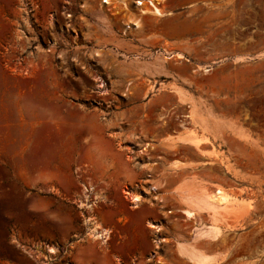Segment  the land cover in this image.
I'll use <instances>...</instances> for the list:
<instances>
[{"label": "rangeland", "instance_id": "1", "mask_svg": "<svg viewBox=\"0 0 264 264\" xmlns=\"http://www.w3.org/2000/svg\"><path fill=\"white\" fill-rule=\"evenodd\" d=\"M137 2L0 0V264H101L108 194L165 201L170 158L200 151L172 136L214 127L206 173L227 150L252 199L219 242L264 264V0Z\"/></svg>", "mask_w": 264, "mask_h": 264}, {"label": "crops", "instance_id": "2", "mask_svg": "<svg viewBox=\"0 0 264 264\" xmlns=\"http://www.w3.org/2000/svg\"><path fill=\"white\" fill-rule=\"evenodd\" d=\"M217 130L214 127L206 135L210 141L202 138L203 146L217 139ZM180 142L194 146L187 141ZM221 150L225 151L222 159L229 158L231 169L225 163L221 174L210 176L206 172L208 168H215L217 162L205 163L202 159L209 157L208 153L193 151V158L186 160L172 156L170 164L178 171L168 180L171 194L165 201H140L129 206L121 194L109 193L108 206L100 205L93 220L96 233L101 234L95 240L99 241L94 246L95 260L101 264H239V259L234 260L237 251L219 241L244 223L249 212L248 202L252 199L243 179L237 175L240 168L227 150ZM205 151L212 152V148ZM218 187L225 189L227 199L213 206L210 196ZM186 210L195 212V216H186ZM172 213H179L186 222L174 228H159L160 224L169 222ZM152 228L158 229L159 240ZM57 256L51 252L48 260Z\"/></svg>", "mask_w": 264, "mask_h": 264}, {"label": "bare ground", "instance_id": "3", "mask_svg": "<svg viewBox=\"0 0 264 264\" xmlns=\"http://www.w3.org/2000/svg\"><path fill=\"white\" fill-rule=\"evenodd\" d=\"M162 1L163 0H138V2L136 4L137 5L138 4L142 5L141 6L142 7L141 8V12H140L139 15L150 14V15L155 16V17H163V16H165L166 13L164 12V6H162ZM103 2L109 3V2H111V0H103ZM136 27L137 28L140 27L138 22H137V26ZM172 138L175 141H187V142H190L198 150H200V151L205 153V150L202 149V146H203L202 145V140H203L202 138H198L197 136L192 135V134H184L182 136L180 135V136H177V137L173 136ZM154 188L155 187H152V189H154ZM129 194L131 195V199H132V202H133L134 205L139 203L142 200V198H143V196H141V194L140 195L139 194H135L134 192H129ZM225 199H227V193H226L225 189L222 188V187H218L217 191L213 195L210 196V202H211V204L213 206L219 204L221 201H223ZM185 212H186L188 217H194L195 216V212H193L191 210H186ZM151 226L156 227L155 225H151ZM96 228L97 227H93L92 233H93V236L99 237L101 234H99L98 232L96 233V231H97ZM106 233H107V231H106ZM177 246H178V244H177ZM178 248H179V246H178ZM182 248H183V245H182ZM180 249H181V246H180ZM180 252H181V250H180ZM192 257L196 258L195 255H193Z\"/></svg>", "mask_w": 264, "mask_h": 264}]
</instances>
